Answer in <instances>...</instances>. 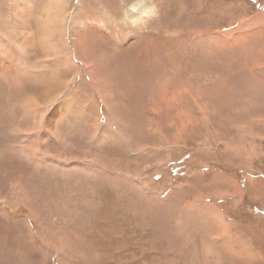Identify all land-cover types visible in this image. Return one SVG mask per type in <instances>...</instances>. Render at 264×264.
Returning <instances> with one entry per match:
<instances>
[{"label":"rangeland","instance_id":"obj_1","mask_svg":"<svg viewBox=\"0 0 264 264\" xmlns=\"http://www.w3.org/2000/svg\"><path fill=\"white\" fill-rule=\"evenodd\" d=\"M51 1L0 0V264H264V0L56 1V58Z\"/></svg>","mask_w":264,"mask_h":264},{"label":"bare ground","instance_id":"obj_2","mask_svg":"<svg viewBox=\"0 0 264 264\" xmlns=\"http://www.w3.org/2000/svg\"><path fill=\"white\" fill-rule=\"evenodd\" d=\"M56 1L60 2L59 5L63 3V0H52L49 4H47L46 6H44L42 8L43 18L40 21V24H39V27H38L39 30L42 33V38H41L42 45L45 47L46 50L50 51L54 55L55 58L58 57L59 47H58V45L56 43H51V39H52L53 36L58 35V38L62 42L63 41V31H64V26H65L64 25V22H63L64 20L63 19H59V18H57L55 16L57 13H56V10L53 8V4L54 3H58ZM62 6H63V4H62ZM62 6H57L56 5V7H58L59 9L63 8ZM136 6H138L137 9H135ZM16 8H17L16 10H17V17H18L19 22H24L25 19L28 16V14H29L28 10L26 9L28 7L26 6V4H22V5H19L18 4ZM133 8L135 9V12L134 13H135V16H136L134 22H137V21H143V22H145V20L148 17H150L148 15H150V14L153 15V13L157 12L156 10H159L158 4H156L153 0H151L149 2V5H147L145 3H143V5H141V3H140L138 5H135ZM81 10L82 9H80L79 11H81ZM171 11H173V10H171ZM88 20H89V18H88ZM85 22L86 21H83L82 23H79V26H76L75 32L73 34V37H74L73 45H74V49L76 50L75 51V60L76 59H79L78 61L81 60L82 63L84 61V71L87 72V73H88V71H90V73L92 74V71H93V73L95 72L94 71V69H95L94 68V63H93L92 60H90L88 58L92 54V51H90V49L88 47H86L87 45L83 42L84 29H83L82 26L85 24ZM172 22L170 24H172ZM85 28H90V27L89 26H86ZM85 34H86V32H85ZM26 40H29V39H26ZM26 44H28L27 41H20L19 42V45L22 48H23L24 45L26 46ZM121 44H123V43H121ZM123 45H122V48H125L126 49L127 48V47H125L126 44H123ZM147 49H148V47H147ZM158 56H156V57H158ZM127 61L130 62L129 59H124V62L125 63ZM134 69H135V70H133L134 72L131 71V69H127V68H124L123 69L124 72H125V74H126V76H125L126 79L124 78V82L125 83H128L129 85L132 84V74L137 73V77L139 79L142 78L141 77L142 76L141 74H143V70L140 69L139 67H137V68L134 67Z\"/></svg>","mask_w":264,"mask_h":264}]
</instances>
